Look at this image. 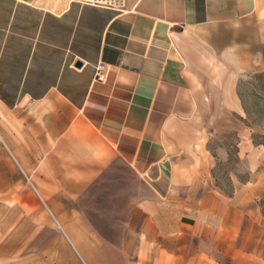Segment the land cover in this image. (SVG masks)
Here are the masks:
<instances>
[{
  "label": "crops",
  "instance_id": "crops-1",
  "mask_svg": "<svg viewBox=\"0 0 264 264\" xmlns=\"http://www.w3.org/2000/svg\"><path fill=\"white\" fill-rule=\"evenodd\" d=\"M263 47L264 0H0V219H60L63 264L134 249L153 264H202L185 241L235 245L239 211L214 178L209 131L243 137L238 85L264 66ZM118 162L149 191L135 207L147 244L91 240L78 210Z\"/></svg>",
  "mask_w": 264,
  "mask_h": 264
},
{
  "label": "rangeland",
  "instance_id": "rangeland-1",
  "mask_svg": "<svg viewBox=\"0 0 264 264\" xmlns=\"http://www.w3.org/2000/svg\"><path fill=\"white\" fill-rule=\"evenodd\" d=\"M263 73L264 66L258 67L238 85V93L250 113V117H235L243 137L231 129L209 131L213 134L210 148L219 153L213 175L217 185L234 191L235 200L228 205L239 211V227L235 245L227 240L223 251H213L211 241L204 237L185 241L183 252L194 257L199 251L202 264H216L206 253L216 255L220 264H264V92L256 79ZM244 142L250 145V158L245 155ZM149 197L146 186L118 162L88 189L77 206L90 227L91 240L112 245L147 244L146 237L138 235L144 217L135 214V207ZM194 221L189 215L183 218L186 224ZM65 245L70 243L50 213L47 220L0 219V264H21L39 258L45 260L44 264H63L69 259ZM107 254L106 264H153L152 253L145 250H113Z\"/></svg>",
  "mask_w": 264,
  "mask_h": 264
},
{
  "label": "built area",
  "instance_id": "built-area-1",
  "mask_svg": "<svg viewBox=\"0 0 264 264\" xmlns=\"http://www.w3.org/2000/svg\"><path fill=\"white\" fill-rule=\"evenodd\" d=\"M73 2L92 5L96 7L116 8L125 5V0H72ZM101 68H99V72Z\"/></svg>",
  "mask_w": 264,
  "mask_h": 264
},
{
  "label": "trees",
  "instance_id": "trees-1",
  "mask_svg": "<svg viewBox=\"0 0 264 264\" xmlns=\"http://www.w3.org/2000/svg\"><path fill=\"white\" fill-rule=\"evenodd\" d=\"M263 51H264V47H263ZM258 81H260V83H261V87H262V89H263V92H264V73L263 74H261V75H258L257 76V78H256ZM239 96H240V99H241V101H242V97H241V95L239 94ZM242 105H243V109H244V111H245V114L248 116V117H250V113H249V111L245 108V105L243 104V101H242ZM219 186V185H218ZM220 187V189L226 194V195H228V196H232L233 194H234V191H226L223 187H221V186H219Z\"/></svg>",
  "mask_w": 264,
  "mask_h": 264
},
{
  "label": "bare ground",
  "instance_id": "bare-ground-1",
  "mask_svg": "<svg viewBox=\"0 0 264 264\" xmlns=\"http://www.w3.org/2000/svg\"><path fill=\"white\" fill-rule=\"evenodd\" d=\"M57 222V225H58V221H56ZM63 229V228H62ZM64 232V231H63Z\"/></svg>",
  "mask_w": 264,
  "mask_h": 264
},
{
  "label": "water",
  "instance_id": "water-1",
  "mask_svg": "<svg viewBox=\"0 0 264 264\" xmlns=\"http://www.w3.org/2000/svg\"><path fill=\"white\" fill-rule=\"evenodd\" d=\"M79 66H81V64H79Z\"/></svg>",
  "mask_w": 264,
  "mask_h": 264
}]
</instances>
